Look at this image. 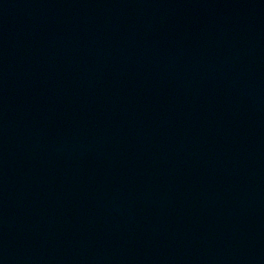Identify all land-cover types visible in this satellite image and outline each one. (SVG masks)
I'll return each instance as SVG.
<instances>
[{"label":"water","instance_id":"1","mask_svg":"<svg viewBox=\"0 0 264 264\" xmlns=\"http://www.w3.org/2000/svg\"><path fill=\"white\" fill-rule=\"evenodd\" d=\"M0 264H264V0H0Z\"/></svg>","mask_w":264,"mask_h":264}]
</instances>
